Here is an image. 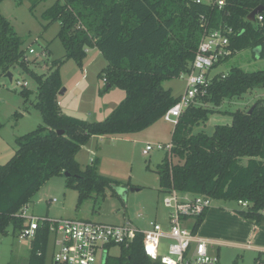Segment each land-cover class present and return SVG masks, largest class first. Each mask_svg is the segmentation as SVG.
Instances as JSON below:
<instances>
[{
	"label": "trees",
	"instance_id": "16d2710c",
	"mask_svg": "<svg viewBox=\"0 0 264 264\" xmlns=\"http://www.w3.org/2000/svg\"><path fill=\"white\" fill-rule=\"evenodd\" d=\"M64 1H58L43 16L61 23L59 38L66 50L65 58L56 62L47 76L38 75L30 62H23L22 40L11 33L0 11V69L7 72L18 66L37 81L34 107L43 120L36 130L17 137L14 157L0 166V237L10 228L22 233L28 221L17 214L54 177L69 174L66 177L77 181L82 196L114 186L96 167L82 170L77 154L94 137L141 133L164 119L179 97L164 89L163 83L190 70L204 33L203 18L211 28L234 30L228 46L231 55L220 63L248 49L260 50L259 58L264 60V20L252 23L247 19L256 8L264 7V0H226L223 10L196 0ZM261 16L264 18V11ZM91 48L98 49L108 62L100 73L106 83L104 92L114 88L126 92L111 115L99 122L66 116L57 103L63 87L61 64L68 59L82 67ZM257 88H264V71L234 67L224 78L218 75L207 94L183 113L174 128L173 150L158 169L165 194L176 190L233 202L239 206L234 210L239 217L262 224L264 99L255 103L252 114L250 110L232 113V124L216 126L212 136L194 133V128L207 123L226 100L242 98ZM173 157L180 163L173 164ZM207 212L197 217L194 233L198 234ZM49 237L47 227L37 231L30 264H46ZM123 253L118 264H155L144 253L143 236Z\"/></svg>",
	"mask_w": 264,
	"mask_h": 264
},
{
	"label": "rangeland",
	"instance_id": "374dc122",
	"mask_svg": "<svg viewBox=\"0 0 264 264\" xmlns=\"http://www.w3.org/2000/svg\"><path fill=\"white\" fill-rule=\"evenodd\" d=\"M58 1L65 2L5 0L0 4L1 14L9 22L11 33L22 40L23 62L28 59L29 67L38 75L47 76L55 63L66 56L59 38L61 23L49 22L43 17ZM31 50L35 53L31 54ZM107 65V60L96 48L87 50L82 67L68 59L61 64L62 89L66 92L58 95L57 103L62 114L89 122L104 121L111 115L125 99L126 92L117 88L104 92L106 83L100 73ZM234 67L246 72L264 71V60L259 58L256 50H244L220 63L213 74H228ZM8 73L12 80L7 77ZM18 83H27L28 86L21 87ZM163 88L179 97L186 90V81L182 78L167 80ZM37 94V81L20 67L13 66L7 72L0 69V166L14 157L18 149L17 137L31 133L43 124L40 111L34 107ZM260 99H264V88L254 89L242 98L226 100L207 123L194 128V133L214 135L216 126L232 124V113L249 111ZM174 128L173 124L162 119L141 133L92 138L76 159L82 170L88 166L96 167L101 176L114 182V186L102 193L94 191L82 196L74 178L54 177L32 199L28 215L39 219H72L116 226L131 222L142 231L147 229L151 220L165 225L169 212L163 203L166 194L160 185L158 169L168 151L154 149L148 155L143 152L149 144L172 143ZM244 161L247 165V159ZM172 162L180 163L176 157ZM131 189L139 190L132 192ZM54 199L57 202H52ZM238 207L233 202L213 200L209 210L213 215L222 216L224 222L222 227L213 224L211 236L217 242L209 245V252L219 257L220 264H264V250L261 248L264 244L251 238L249 230L245 229L247 233L239 231L235 222L237 216L229 215L228 209L234 211ZM49 238L46 264H51L53 255V237ZM32 242L33 239L21 238V232L10 228L7 235L0 237V264H30ZM167 242L163 240L161 254L167 253L164 246ZM110 254L115 256L110 264L112 261L118 264L116 260L124 255L119 248H112Z\"/></svg>",
	"mask_w": 264,
	"mask_h": 264
},
{
	"label": "built area",
	"instance_id": "2783aa9c",
	"mask_svg": "<svg viewBox=\"0 0 264 264\" xmlns=\"http://www.w3.org/2000/svg\"><path fill=\"white\" fill-rule=\"evenodd\" d=\"M196 3L218 10H223L226 6V0H196ZM256 19L259 22L264 20L261 14ZM202 21L205 29L196 58L190 70L182 72L179 77L186 81V90L164 117L165 121L174 126L178 124L183 113L196 104L197 98L207 94L218 75L223 78L227 75L213 72L217 64L231 55L228 46L234 30L229 27L211 28L205 18ZM30 53L35 52L31 50ZM18 85L28 86L27 83ZM173 147V142L168 145L149 144L143 153L148 155L154 149L169 153ZM163 203L169 212L167 223L163 225L151 220L144 231L131 222L116 226L72 219L41 220L28 215L29 205L24 206L17 217L28 221L21 238L34 241L41 226L47 227L53 237L51 264H110L109 261L115 257L110 254L111 249L128 250L138 236H143L144 253L155 264H220L219 257L209 252V242L193 232L197 217L212 207L213 199L204 195H183L172 190L166 193ZM239 204L247 206V203ZM163 240L168 241L164 244L167 247L166 254H161Z\"/></svg>",
	"mask_w": 264,
	"mask_h": 264
},
{
	"label": "crops",
	"instance_id": "0c3cea01",
	"mask_svg": "<svg viewBox=\"0 0 264 264\" xmlns=\"http://www.w3.org/2000/svg\"><path fill=\"white\" fill-rule=\"evenodd\" d=\"M26 112L28 113V111H26ZM88 116H91V114L89 113ZM96 138H98V137H96ZM209 211L207 212V215H206V218H205L203 225L201 226V228L198 231V235H200L201 237L206 239L210 245V244H214L215 242H217L216 239H213L214 236H211L213 224L215 226L219 225L222 227V223L224 222V220H222V216H219L216 214L213 215L212 212L211 211L209 212ZM228 211H229V213H231L229 215L235 216V217L237 216V218H235V222L238 224L237 229L239 231L246 232L245 229L249 230V233L251 234V238H253L257 242H260L261 244H264V224L263 225L262 224L257 225L255 223V221H253V220H244L241 217H239L236 213H234V211L229 210V209H228ZM41 220H43V219H41ZM42 227H44V225H42L41 228ZM249 248H250V246H249ZM261 248H262V250H264V247H261Z\"/></svg>",
	"mask_w": 264,
	"mask_h": 264
},
{
	"label": "water",
	"instance_id": "95a60500",
	"mask_svg": "<svg viewBox=\"0 0 264 264\" xmlns=\"http://www.w3.org/2000/svg\"><path fill=\"white\" fill-rule=\"evenodd\" d=\"M264 11V7L263 6H259L258 8H256L249 16H248V21L249 22H252V23H256L257 22V15L261 14L262 12ZM259 53H260V50H256V54L259 56ZM7 77H9L11 80H12V75L10 73L7 74ZM66 92L65 89H62L60 91V95H63L64 93ZM254 107L253 106L250 111H249V114H252L253 110H254ZM60 135H64V131H59L58 132ZM66 176H68L69 174H65ZM139 189H131L132 192H136L138 191Z\"/></svg>",
	"mask_w": 264,
	"mask_h": 264
}]
</instances>
